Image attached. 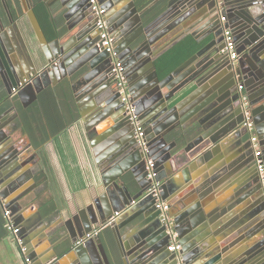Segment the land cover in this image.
<instances>
[{
    "label": "water",
    "instance_id": "95a60500",
    "mask_svg": "<svg viewBox=\"0 0 264 264\" xmlns=\"http://www.w3.org/2000/svg\"><path fill=\"white\" fill-rule=\"evenodd\" d=\"M57 1L61 8L52 12L62 13L65 24L58 27L53 40L33 4L25 7L39 44V50L30 55L32 68L28 69L16 51L19 43L16 46L7 39L9 30L15 29L23 50L29 51L19 18L8 0H0V79L8 95L25 79H33L18 92L27 107L50 83L73 77L71 86L85 131L96 135L91 140L95 162L108 175L103 176L104 194L77 208L69 218L60 216L50 223L40 210L30 211L34 204H23L38 187L32 165L25 161L35 152L33 146L27 154L0 152L2 197L20 228L18 236L31 264H114L108 239L120 250L124 264H178L180 258L185 264H204L208 256L205 264H264V185L244 126L239 92V85H244L264 160V0H223L222 10L216 0H170L166 10L148 24L143 15L159 0L144 10H139L135 0H101L115 37V51L125 67L131 101L144 127L147 154L135 138L110 55L98 45L99 31L89 0ZM180 25L186 31L165 42ZM228 27L240 55L234 62L224 52L223 33ZM188 35L205 45L161 79L157 60ZM48 78L51 82L44 83ZM191 83L198 90L173 105L176 95ZM195 92L202 93V98L192 103L189 115H182L181 105ZM187 119L192 122L185 127ZM187 140L185 152L197 149L184 161L174 149L179 141ZM150 158L161 184L159 195L170 204L172 229L182 244L179 252L168 250L171 235L160 218L157 198L149 193L153 184L148 178ZM213 196L215 203H210ZM127 206L112 226L81 241ZM236 228L239 231L234 233ZM61 230L63 235L53 241ZM231 231L235 237L221 239V233L230 235ZM125 239L135 254L132 260L125 258Z\"/></svg>",
    "mask_w": 264,
    "mask_h": 264
},
{
    "label": "crops",
    "instance_id": "0c3cea01",
    "mask_svg": "<svg viewBox=\"0 0 264 264\" xmlns=\"http://www.w3.org/2000/svg\"><path fill=\"white\" fill-rule=\"evenodd\" d=\"M8 2L9 5L11 4L10 8L14 6L15 9L17 8L22 12L21 13L19 10L17 11L16 9V15L19 18L18 24L20 26V31L23 35V38L29 45V51H26L25 49L23 50V47L19 41V37L15 29L9 30L7 34V39H9V41L12 42L14 45L16 43V46H18L19 43V50L16 51L21 61L25 63L28 69H31L32 67L30 63V55H34L35 52H37V48L39 46H37L38 44L34 41L36 40V37L31 28L30 22L25 14V7L29 5V2L28 0H24L23 4L22 0H18L20 6L17 4V0H8ZM1 8L2 11H5L3 6H1ZM58 14L59 13H57L56 15ZM61 24L64 25L65 20H63ZM185 31L186 27L180 25L168 35V37L165 39V42L172 40L177 35L182 34ZM198 88L199 87L195 85V83H191L186 86L182 91H180L176 95V99L173 102V105L178 104L182 99L188 97L194 91L198 90ZM196 93L197 92H195V94ZM83 95L84 94L80 93L79 98H82ZM202 95V93H197L195 96L188 99L187 102L181 105L179 112L182 115H189L190 111L193 108L191 107L192 103L198 99H201ZM190 122H192L191 119L185 120L184 126L188 127L191 124ZM181 126H183V124H181ZM90 142L91 138L85 131L84 123L81 120L80 115V119L77 122L73 123L65 133L59 135L56 139L49 141L45 146V153L49 158L53 176L51 193L54 195V197L57 198L61 207L59 208V210L61 211V213H59L60 215H58L51 223H54L57 219H59L60 216H63V218L65 219L69 218L71 213L77 211V208H84L86 205L91 203L92 198H96L99 194H104L106 192L103 182V176L108 175V173L102 174V167L95 162L96 154ZM179 142H181L182 144L180 143V145L176 149L173 148L174 152L181 155V158L186 161L189 155L192 157L195 154L197 148H193L191 152H185L184 147L188 144L189 140L185 142ZM27 146L29 145L27 144ZM96 147L98 149L101 146L97 143ZM25 160L26 164L30 163L32 165L31 169L36 180V175L42 167V155L40 151L35 149V152L30 153ZM163 173L164 171H162L161 174ZM46 193L48 194L50 192L47 191ZM215 200L216 197L213 196V199L210 201V203H215ZM23 204L25 206H27L28 204H34V208H30L31 212L33 209L40 210L38 204L29 199L28 196L24 199ZM238 231L239 228H236L234 230V233ZM234 233L232 232L230 235H223L221 233L220 237L222 240H227L229 238L235 237ZM62 235L63 230H61L54 236L53 241L57 240L58 236L61 237ZM124 243L127 252L125 258L128 260H132L135 256V254L131 251L132 246L128 239H125ZM47 251L48 250H45L44 254ZM122 257L123 256H121L119 249L117 253L113 250L112 258L114 264H124ZM210 258L211 256L206 257L205 261ZM208 263L206 262V264ZM215 263L216 261H214V263L212 264ZM0 264H28L26 262V256L23 253L21 246L17 241L12 239L11 236L6 237L4 239H0Z\"/></svg>",
    "mask_w": 264,
    "mask_h": 264
},
{
    "label": "trees",
    "instance_id": "16d2710c",
    "mask_svg": "<svg viewBox=\"0 0 264 264\" xmlns=\"http://www.w3.org/2000/svg\"><path fill=\"white\" fill-rule=\"evenodd\" d=\"M153 1L135 0L139 10H143ZM168 2L169 0H159L150 7L143 15L145 23L148 24L159 17L166 10ZM17 4L20 6L18 0ZM33 7L49 40L55 39L58 34V27L63 26L61 24L64 20L63 14L59 13L56 15L53 13L44 0H33ZM11 9L14 10H12L13 13L18 17L16 15L17 8L15 9L13 6ZM205 43L197 40L192 35H188L157 60L156 65L159 77L161 79L167 77L197 54ZM9 103V95L3 84L0 83V110H3ZM19 119L21 130L29 137L32 146L39 150L42 155V167L36 175L38 187L31 191L28 198L38 204L43 216L51 223L60 215L59 208L61 207L57 198L51 193L53 176L49 158L45 153V146L49 141L65 133L73 123L80 119L79 108L77 107L70 82L63 84L59 88H47L41 92L38 101L29 107L20 106ZM47 191L50 193L47 194ZM9 236L11 234L6 227V219L0 206V239Z\"/></svg>",
    "mask_w": 264,
    "mask_h": 264
},
{
    "label": "built area",
    "instance_id": "2783aa9c",
    "mask_svg": "<svg viewBox=\"0 0 264 264\" xmlns=\"http://www.w3.org/2000/svg\"><path fill=\"white\" fill-rule=\"evenodd\" d=\"M217 6L220 10L223 9V0H216ZM89 4L91 7V12L96 19V29L99 31V47L107 52L111 58V64L113 66L112 73L115 76L116 85L118 91L121 95V100L125 104L127 115L129 116L132 124L135 126V138L142 149V151L147 154L148 150V141L146 139L144 127L139 119L137 114L136 105L133 101H131V94L129 92V86L126 76L125 67L123 65L122 60L119 58L118 53L115 51V37L110 32L107 21V10L103 6L101 0H89ZM221 21L227 22L226 16H221ZM224 52L227 53L228 57L231 61H237L239 58V54L237 52V45L235 41V37L232 33L231 28H225L224 30ZM32 81V79H25L24 82L19 84L18 88H13L14 93H17L21 87H23L26 82ZM240 92V102L241 107L244 113V126L248 130L250 134V140L252 143V148L254 151V156L257 162V168L260 175V179L264 185V160H263V152L262 148L259 144L258 135L255 131V123L253 119L251 103L247 93L244 91V85H239ZM147 169H148V178L153 180V184L149 189V193L154 194L156 199V207L160 212V218L168 227V233L171 235L170 243L168 246V250L172 253L179 252L182 249V244L176 239V233L173 231V218L170 215V204L167 200H164L160 197L159 186L161 185L159 181H157L158 173L154 169V161L150 158L147 160ZM2 183L0 182V204L2 206L4 216L6 219V227L10 231L11 238L19 243L23 253L25 252V247L22 246V242L18 236L20 232V228L15 226V221L12 215L11 210L7 209L4 203V198L2 197ZM128 206L122 211H117L114 215L104 224L99 227L93 228L90 232H88L81 241H84L88 238H93L102 233L103 229L112 226L118 216H120L123 212L128 210ZM26 262L30 264V260L26 257ZM178 264H185L183 259H179Z\"/></svg>",
    "mask_w": 264,
    "mask_h": 264
},
{
    "label": "flooded vegetation",
    "instance_id": "af4514ba",
    "mask_svg": "<svg viewBox=\"0 0 264 264\" xmlns=\"http://www.w3.org/2000/svg\"><path fill=\"white\" fill-rule=\"evenodd\" d=\"M28 2L30 4H33V0H28ZM48 2L52 3V6L50 7L51 9L60 10L59 7H61V5H60L59 1L48 0ZM22 3L24 4V0H22ZM14 16H15V14H14ZM34 41L38 44V42L36 40H34ZM37 44H35V45H37ZM37 46H39V44ZM74 80L75 79H73V77H67V78H64L62 81L58 82L57 84L50 83L44 90H46L49 87L59 88L63 84H67V82H70V85H72L74 83ZM8 81L10 82L9 77H8ZM30 82H32V81H30ZM30 82L29 81H28V83L26 82V84L23 87H21L20 89L24 88L27 84H30ZM43 82L49 83L51 81L48 78L46 80L44 79ZM0 83H2L1 79H0ZM20 89H19V91H20ZM18 92L17 93L12 92V94L9 95L10 103L8 105H6V107L3 110H0V144H1L0 145V152L1 151H8L9 154L6 156L15 155L16 154L15 152L17 150H19L20 152H23L24 154H27V151H28L30 144H31L29 137L25 133H23V131L21 130V127L19 125V121H20V119H19V108H20V106H24V107H26V106L24 105L22 100L19 98ZM39 95H38V99H39ZM38 99L36 101H38ZM35 102H33V103H35ZM31 105H29V106H31ZM29 106H27V107H29ZM3 124H4V126H3ZM88 135L91 138V140L93 138H95V136H96L95 133H88ZM27 144L29 146H27ZM90 144H91V142H90ZM14 159H15L14 157H11L12 162H15ZM12 166H13V164H11V166H9V168ZM169 242H170V240H168V242H166V245ZM108 243L112 247V248H109L111 254H112L113 250H115V252L117 253L118 248H113V246H112L113 244H112V241L110 239H108ZM119 252H120V250H119Z\"/></svg>",
    "mask_w": 264,
    "mask_h": 264
}]
</instances>
